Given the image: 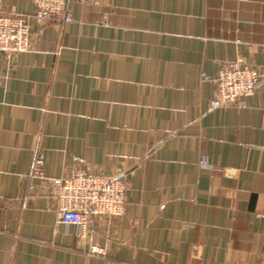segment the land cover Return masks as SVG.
Returning <instances> with one entry per match:
<instances>
[{
    "label": "crops",
    "instance_id": "obj_1",
    "mask_svg": "<svg viewBox=\"0 0 264 264\" xmlns=\"http://www.w3.org/2000/svg\"><path fill=\"white\" fill-rule=\"evenodd\" d=\"M63 9L71 21L32 20L29 49L0 56V264H264V0ZM237 57L262 73L242 108L202 77ZM77 166L126 185L123 215L85 237L54 200Z\"/></svg>",
    "mask_w": 264,
    "mask_h": 264
},
{
    "label": "built area",
    "instance_id": "obj_2",
    "mask_svg": "<svg viewBox=\"0 0 264 264\" xmlns=\"http://www.w3.org/2000/svg\"><path fill=\"white\" fill-rule=\"evenodd\" d=\"M79 4L100 6L103 0H76ZM35 10L32 14H0V56L10 59L29 49L32 20L37 22L60 18L71 21L69 12H64L65 0H32ZM106 16V13L103 14ZM203 80L216 86L219 104H236L246 107V98L253 95L261 80V71L243 57L219 63L214 76L202 73ZM43 159L35 157L31 175L45 179ZM201 165L209 167L206 157ZM56 190L54 200L58 220L76 227L79 237L97 223L99 218L111 220L123 215L125 210L126 185L120 178L94 173L83 166L75 167L69 174L54 179ZM90 252L103 255L106 248L90 244Z\"/></svg>",
    "mask_w": 264,
    "mask_h": 264
}]
</instances>
